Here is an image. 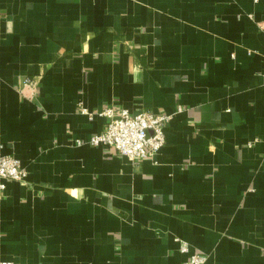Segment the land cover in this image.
<instances>
[{
    "label": "crops",
    "instance_id": "crops-1",
    "mask_svg": "<svg viewBox=\"0 0 264 264\" xmlns=\"http://www.w3.org/2000/svg\"><path fill=\"white\" fill-rule=\"evenodd\" d=\"M105 106L171 115L155 158ZM3 154L0 264H264V0H0Z\"/></svg>",
    "mask_w": 264,
    "mask_h": 264
},
{
    "label": "built area",
    "instance_id": "built-area-1",
    "mask_svg": "<svg viewBox=\"0 0 264 264\" xmlns=\"http://www.w3.org/2000/svg\"><path fill=\"white\" fill-rule=\"evenodd\" d=\"M24 84L34 85L35 80L25 78ZM83 111L87 112V109L83 108ZM99 114L106 118L105 128L93 134L87 143L93 146L108 145L133 162L155 158L165 143L164 129L171 118L169 113L155 112L149 108L132 113L127 108L114 106H105ZM78 143L81 144L83 141L78 140ZM27 174V169L23 167L19 158L11 154L0 155L1 188H5L7 180L25 182ZM182 249L187 248L183 245ZM190 260L192 264H202L206 260V255L193 253Z\"/></svg>",
    "mask_w": 264,
    "mask_h": 264
}]
</instances>
